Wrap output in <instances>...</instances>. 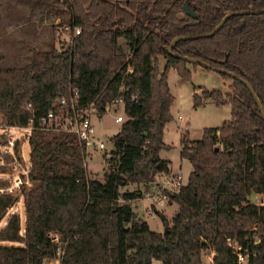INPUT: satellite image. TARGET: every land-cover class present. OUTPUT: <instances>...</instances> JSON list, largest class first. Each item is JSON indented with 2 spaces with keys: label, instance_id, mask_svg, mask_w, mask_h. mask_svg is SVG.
I'll list each match as a JSON object with an SVG mask.
<instances>
[{
  "label": "trees",
  "instance_id": "16d2710c",
  "mask_svg": "<svg viewBox=\"0 0 264 264\" xmlns=\"http://www.w3.org/2000/svg\"><path fill=\"white\" fill-rule=\"evenodd\" d=\"M49 1L70 8L72 26L81 32L60 47L31 46L24 65L0 67V123L26 125L31 117L26 102L41 115L69 98L74 87L83 106L93 103L104 114L123 78L126 118L113 135L117 157L104 180L84 168V146L75 133L32 131L31 185L18 194L0 192V221L21 196L26 211L24 225L13 212L0 229V241L17 243L0 244V264H42L57 247L47 236L52 229L68 240L63 264H202L207 246L216 249L215 264H234L228 237L247 244L255 234L261 239L256 261L264 264V205L251 200L254 192L264 194V117L244 81L264 107V11L233 14L215 34L181 38L174 54L168 50L176 36L209 32L230 11L264 9V0H139L126 14L111 0H85L87 8L84 0ZM181 55L238 77L220 72L232 80L230 92H194V106L209 98L217 105L230 103L231 117L204 127L196 141L183 130L181 157L190 160L192 170L172 194L177 212L171 220L160 213L165 229L157 231L130 202L139 190L123 188L147 184L170 169L160 157L170 146L164 133L175 100L168 72L173 66L192 78L190 61ZM160 57L167 59L163 67ZM8 184L0 178V187Z\"/></svg>",
  "mask_w": 264,
  "mask_h": 264
},
{
  "label": "rangeland",
  "instance_id": "374dc122",
  "mask_svg": "<svg viewBox=\"0 0 264 264\" xmlns=\"http://www.w3.org/2000/svg\"><path fill=\"white\" fill-rule=\"evenodd\" d=\"M111 1L121 7L125 14L126 9L134 11L132 4L139 2V0ZM84 3V7L87 8L88 2L84 0ZM72 16V10L66 5H54L49 0H0V67L21 66L27 63L31 57V46L49 49L54 45L60 47L67 39L71 40L72 30L67 27H72ZM120 42L126 47L124 38H120ZM166 60L165 57H160L161 67H163ZM188 66L192 69L191 79L182 77L173 66L170 67L168 72V81L171 91L175 95V100L171 106L173 117L165 127L164 133V139L170 146L160 151L161 157L170 160L173 170H181L186 183L192 164L187 158L181 157L183 130L191 141H196L202 137L204 127L220 125L224 120L229 119L232 109L230 103L217 105L210 98L203 105L194 106L193 94L195 91L201 93L203 88H208L230 92L232 80L225 79L220 72L208 69L193 61H190ZM180 114L182 118L179 117ZM115 116L116 110L113 109L101 116L94 115L93 117L97 132L104 139L109 140L121 128L122 123L116 122ZM8 133V129L0 127V140H4L5 135ZM21 142L23 154L27 160H30L29 139L21 140ZM88 159L89 174L94 178L104 180L106 169L102 162L101 153L93 152ZM7 172H9L8 168L6 171H0V178L7 179ZM149 183L150 181L147 184L130 183L123 189L128 188L131 191L136 189L145 190L148 189ZM146 202L144 198L136 199L134 210L138 215L139 213L141 216L144 215L153 229L163 231L165 225L161 216L154 219L145 215L143 209ZM164 210L166 211V209ZM13 212L19 213L22 223H25L26 211L22 196L3 215L0 221V229ZM11 243L15 242L0 241V244L11 245ZM153 264H162V262L154 260Z\"/></svg>",
  "mask_w": 264,
  "mask_h": 264
},
{
  "label": "built area",
  "instance_id": "2783aa9c",
  "mask_svg": "<svg viewBox=\"0 0 264 264\" xmlns=\"http://www.w3.org/2000/svg\"><path fill=\"white\" fill-rule=\"evenodd\" d=\"M70 39H73L81 32V27L73 25ZM133 68L129 65L127 72H132ZM128 88L122 79L118 88L117 96L112 99L105 107V112L116 110L115 121L123 123L126 118L124 111L125 96L123 94ZM136 99V98H135ZM25 108L30 112L31 117L26 125L17 124H0V127L9 130L4 140H0V166L8 168L9 184L0 187V192L20 193L26 186L31 185L30 169L31 160L23 154L21 140L29 139L35 128L51 132H67L75 133L84 146L83 150V166L89 172L88 157L93 152H100L102 162L106 170L111 169L113 161L117 157L116 144L113 136L110 139H104L98 132L94 124V115L101 116L92 103L85 107L82 105V99L78 88L74 87L69 98L62 97L55 106L51 107L46 113L38 115L33 103L28 101ZM182 118V115L179 116ZM116 134V133H115ZM114 134V135H115ZM184 176L181 170L162 171L157 173L150 181L148 189L140 190L138 198H144L148 202L145 208L147 216L157 218L162 212V207L172 200V194L177 193L183 185H185ZM255 194V195H254ZM136 198V199H138ZM135 199V200H136ZM135 200H130L134 204ZM251 200L258 205H264V194L252 193ZM257 229L255 225L253 227ZM49 239L57 245L55 253L52 257H47L42 264H63L64 250L68 240L62 233L52 229L47 233ZM251 243L242 244L238 240L228 237V245L234 254V264H258L256 257L258 254V244L260 236L255 234ZM216 249L207 246L201 251L202 264H215Z\"/></svg>",
  "mask_w": 264,
  "mask_h": 264
},
{
  "label": "water",
  "instance_id": "95a60500",
  "mask_svg": "<svg viewBox=\"0 0 264 264\" xmlns=\"http://www.w3.org/2000/svg\"><path fill=\"white\" fill-rule=\"evenodd\" d=\"M187 11L189 13H192L191 10L189 8H187ZM264 9L262 10H252V9H248V10H241V9H237V10H233V11H230L228 12L227 14L224 15V17L220 20V22L214 27L213 30L209 31V32H206V33H203V34H197V35H178L176 36L172 41L171 43L169 44L168 46V50L171 54H174V51H173V46L175 44V42L181 38L183 39H192V38H198V37H201V36H209V35H212V34H215L220 28L221 26L224 24V22L233 14H241V13H259V12H263ZM181 57H183L184 59L186 60H189V61H193L195 63H198L202 66H205L209 69H214L218 72H227L229 73L230 75L234 76V77H238V75L234 74L233 72L229 71V70H226V69H223V68H220V67H216V66H213L212 64L210 63H207L205 62L204 60H201L199 58H196V57H193V56H189V55H181ZM245 83L248 85V87L252 90L253 92V95L254 97L256 98V101L258 102L259 104V107H260V110L262 111V114H263V117H264V107L260 101V99L258 98L257 94L254 92V90L252 89V86L250 85V83L246 80H244ZM218 149V146L216 147Z\"/></svg>",
  "mask_w": 264,
  "mask_h": 264
},
{
  "label": "crops",
  "instance_id": "0c3cea01",
  "mask_svg": "<svg viewBox=\"0 0 264 264\" xmlns=\"http://www.w3.org/2000/svg\"><path fill=\"white\" fill-rule=\"evenodd\" d=\"M181 115V114H180ZM170 122V121H169ZM168 122V123H169ZM167 123V124H168ZM167 126V125H166ZM216 126H218V125H216ZM207 127V126H206ZM165 140V139H164ZM166 142V141H165ZM167 143V142H166ZM181 147H182V145H181ZM181 151V150H180ZM160 157H161V155H160ZM162 159H166V158H163V157H161ZM183 158V157H182ZM188 159V158H187ZM166 160H168L169 161V168L172 170L173 169V167H172V165H171V163H170V160L169 159H166ZM189 160V159H188ZM190 161V160H189ZM192 164V163H191ZM192 170V169H191ZM191 170H190V172H191ZM189 172V173H190ZM137 190H139V189H137ZM140 190H142V189H140ZM140 190H139V192H140ZM255 195V194H254ZM138 200V199H137ZM147 205H148V202H146V204H145V206H144V209H143V211H144V213H145V208L147 207ZM178 204L176 203V202H174L173 200H170L165 206H163L162 207V214H164V215H166L167 216V218L169 219V220H171L172 219V217L175 215V213L177 212V210H178ZM164 209H166V211L164 210ZM139 213V212H138ZM139 215H140V213H139ZM145 215H146V213H145ZM141 216V215H140ZM141 217H143V218H145V216L143 215V216H141ZM170 217H171V219H170ZM146 219V218H145ZM6 223V222H5ZM23 225L25 224V223H22ZM12 244V243H11ZM13 244H17V243H13Z\"/></svg>",
  "mask_w": 264,
  "mask_h": 264
}]
</instances>
